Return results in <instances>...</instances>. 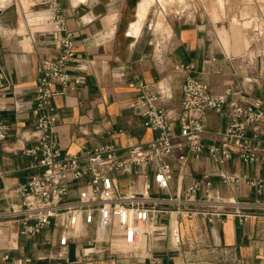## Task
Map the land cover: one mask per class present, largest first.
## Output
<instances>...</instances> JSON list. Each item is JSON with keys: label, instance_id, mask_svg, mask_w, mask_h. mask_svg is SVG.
Segmentation results:
<instances>
[{"label": "crops", "instance_id": "1", "mask_svg": "<svg viewBox=\"0 0 264 264\" xmlns=\"http://www.w3.org/2000/svg\"><path fill=\"white\" fill-rule=\"evenodd\" d=\"M53 1L60 6L68 31L76 41L79 68L72 67L71 74L85 78L82 84L65 89L54 100L58 114L55 132L63 154L108 145L126 148L153 141L158 133L146 128L139 111L132 107L141 82L169 83L173 94L170 106L175 108L180 106L181 86L187 76L206 82L215 94L233 89L234 98L244 104H264V58L255 51L250 57L247 47L238 46L243 33L237 20L234 21L238 29L232 33L236 46L229 50L202 25L172 22L165 52L157 57L153 41L145 34L148 20L144 25L142 0H0V72L7 76L10 86L6 100L9 110L0 113V120L11 128L8 139L0 141V264H65L56 259L58 229L51 226L39 235L26 237L21 235L20 221L3 217L12 206L20 205L18 187L39 172L36 160L25 150L35 145L32 99L39 67L44 59L57 55L52 38L46 33ZM252 1L244 3L247 7L243 15H250L253 8L257 20L264 21V0ZM151 24L148 31H155L156 24ZM160 47L158 42L157 52ZM238 48L243 51L237 52ZM235 53L241 54L236 57ZM212 58L216 62L211 63ZM57 89L62 90L59 86ZM226 123L225 114L210 112L204 125L206 130L217 132ZM207 154L202 161L191 162L182 174L174 164L175 178L166 195L181 194L201 177V171H207L227 197L264 198L245 183L237 191L222 185L218 178L224 170L264 179V164H245L235 157L220 166ZM153 191L156 193V188ZM143 230L145 234L131 256L116 252L119 243L107 242L97 245L107 251L105 254L93 261L85 259L91 253L89 241L95 236L94 229L87 232V238L71 242L67 255L72 264H151L152 260L159 264H264V215L241 221L231 213L210 223L173 213L171 217L157 216L155 223L145 225ZM174 232H178L179 241ZM27 259L29 263L25 262Z\"/></svg>", "mask_w": 264, "mask_h": 264}, {"label": "built area", "instance_id": "2", "mask_svg": "<svg viewBox=\"0 0 264 264\" xmlns=\"http://www.w3.org/2000/svg\"><path fill=\"white\" fill-rule=\"evenodd\" d=\"M51 8L53 14L46 33L51 36L57 55L44 59L39 67L32 99L35 145L25 150L36 160L39 172L18 187L20 205L3 214L10 221L21 222V235L34 237L53 226L60 231L56 259L72 264L68 246L87 238L91 229L95 236L89 241L91 253L85 257L89 261L107 252L97 246L107 242L125 246V252H116L131 256L145 234L143 227L153 225L157 216L171 217L176 213L214 223L231 213L241 221L264 215V198L227 197L207 171H201V177L181 194L166 195L175 178L174 164L182 174L191 162L202 161L205 152L220 166L235 157L245 164H264L263 102L244 104L234 98L233 89L215 94L206 82L192 76H187L181 86L179 108L170 106L173 94L166 81L139 83V95L132 107L139 111L144 126L158 133L153 141L63 154L55 132L58 114L54 100L65 89L82 84L85 78L71 74L72 67L79 68L76 41L56 1L51 2ZM9 89L7 76L0 72V113L9 110ZM210 112L226 115L223 130H206L204 123ZM10 131V126L0 120L1 142L8 139ZM218 178L222 185L237 191L245 183L264 196V179L224 170ZM174 238L179 241L178 232H174ZM151 264L159 263L152 260Z\"/></svg>", "mask_w": 264, "mask_h": 264}, {"label": "rangeland", "instance_id": "3", "mask_svg": "<svg viewBox=\"0 0 264 264\" xmlns=\"http://www.w3.org/2000/svg\"><path fill=\"white\" fill-rule=\"evenodd\" d=\"M238 1L225 0L224 5L222 0H147V6L143 13L144 25L147 20L148 22L144 30L145 34L149 36L151 43L153 41L151 44L153 52H155L157 57H161L162 53L165 52L164 50L172 33V22L190 21L204 26L207 33L213 36L221 46L224 45L229 50L236 46L232 33L237 28V23L234 21L237 20L241 25L246 21H251V24L250 22L245 23L246 27L239 25L238 28H241L244 35H240L238 46L242 49L247 47L246 50L248 49L247 53H249V56L255 51V53L262 55L264 58V21L259 22L257 20V12L253 11V8L250 15H243L247 7L244 3L252 4V0L247 1V3L246 0H243L245 2L241 0V4ZM262 8L264 9V6ZM151 22L154 26L156 24L155 31H148V25ZM167 32L170 33L168 34ZM158 42L161 45L160 52L156 51ZM242 49L237 50V52ZM240 54L235 53V56L238 57ZM126 249L125 246H120L121 251L125 252Z\"/></svg>", "mask_w": 264, "mask_h": 264}, {"label": "bare ground", "instance_id": "4", "mask_svg": "<svg viewBox=\"0 0 264 264\" xmlns=\"http://www.w3.org/2000/svg\"><path fill=\"white\" fill-rule=\"evenodd\" d=\"M146 1H147V0H142V1H141V12H144V11H145L144 9H145L146 6H147ZM143 18H144V17H143ZM141 23H142V22H141ZM141 23L138 24L137 27H140ZM167 33L169 34L170 32H167Z\"/></svg>", "mask_w": 264, "mask_h": 264}]
</instances>
